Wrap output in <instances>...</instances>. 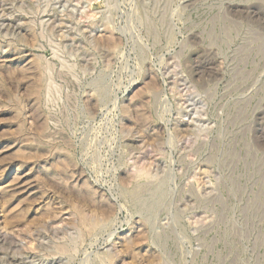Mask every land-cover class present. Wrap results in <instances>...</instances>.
<instances>
[{"label": "rangeland", "instance_id": "374dc122", "mask_svg": "<svg viewBox=\"0 0 264 264\" xmlns=\"http://www.w3.org/2000/svg\"><path fill=\"white\" fill-rule=\"evenodd\" d=\"M0 264H264V0H0Z\"/></svg>", "mask_w": 264, "mask_h": 264}]
</instances>
